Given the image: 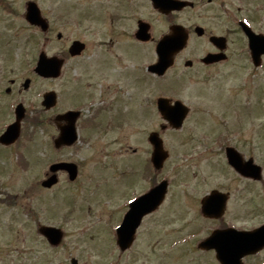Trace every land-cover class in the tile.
<instances>
[{"label":"rangeland","instance_id":"374dc122","mask_svg":"<svg viewBox=\"0 0 264 264\" xmlns=\"http://www.w3.org/2000/svg\"><path fill=\"white\" fill-rule=\"evenodd\" d=\"M27 1L0 0V67L1 70L6 68L2 70L6 74L34 76L32 71L42 40L22 21ZM36 1L43 7L62 4L65 21L67 19L70 23L71 18L78 21L77 26H72V32L67 29L63 31L65 39L80 37L97 43L105 39V24L100 20H92L88 15L90 12L93 16L100 15L103 6H106L105 0ZM72 12L77 16H73ZM49 37L52 40L45 51L49 56L57 55L62 45L56 40L55 33ZM155 60L151 45H144V73L147 65ZM130 64H124L123 68L127 66L130 71ZM74 67L78 70L81 65L74 62L59 79L40 83L47 90H54L62 96L63 106L73 105L71 99L76 104L79 101H86L87 104V97L84 101L79 100L75 92L80 88L79 85L90 83L92 78L87 69L85 77L75 86L71 79ZM164 82L145 73L142 129L135 128L136 122L130 117L125 127L121 128L104 125L93 133L89 127L82 128L83 121L94 115V107L98 111L102 105L100 101L103 97L97 92L93 98L89 96L88 109H82L84 116L77 146L64 151L62 158L50 148L54 136L51 125L38 128L34 134L35 141H28L27 135L31 130L25 128L11 155L8 150L0 148V264H70L72 257L79 264H168V255L171 259L172 255L176 257L178 254L172 253L169 246L172 237H175L173 234L181 233L178 230L183 228V223L196 216L189 197L192 184L187 187L191 175L228 170L222 157L216 153L218 145L209 146L207 142L225 138L224 143L233 145L237 142L242 147L247 146L254 152L256 163L264 170V114L256 119L242 116V113L239 115L238 110H235L237 107L221 92L233 100V96L237 95L234 91L239 89V95L258 103L264 98V67L251 71L240 64L237 69L220 72L212 79L204 78L202 81L196 78L193 82L176 86L174 89L177 93L174 95L189 104L193 114L187 121L189 125L182 131L167 130L161 134L170 156L156 174L149 164L150 146L146 139L156 127L158 118L160 120L154 104L159 94L158 87ZM168 82L171 81H167L166 85ZM33 92L27 94V101H34L36 96ZM204 99L207 104L204 109L213 111V114L199 117V107L203 105ZM263 104L264 99L261 101ZM254 110L256 114L257 109ZM102 120L105 121L104 111L99 121ZM209 120L213 123L209 124ZM261 123L262 127L258 126ZM203 128L208 134L203 132ZM135 148L137 153L133 156ZM17 151H24V158ZM59 158L79 165L78 182L71 186L67 179H63L59 187L42 189V173L50 162ZM25 160L27 168L22 165ZM212 175L217 177L225 174ZM175 176L177 179L171 184L164 203L154 214L143 219L137 230L136 242L127 252L120 253L115 245L113 228L121 222L122 206L126 200L147 191L154 182L173 180ZM202 191L203 188H199L198 192ZM263 197L262 188L257 187L254 191V205L259 211L257 218L264 217ZM40 225L57 226L63 230L65 236L59 248H50L37 233Z\"/></svg>","mask_w":264,"mask_h":264},{"label":"flooded vegetation","instance_id":"af4514ba","mask_svg":"<svg viewBox=\"0 0 264 264\" xmlns=\"http://www.w3.org/2000/svg\"><path fill=\"white\" fill-rule=\"evenodd\" d=\"M105 1L106 6L102 13L91 15L92 20H100L105 24V39L99 43L90 42L80 37L65 39L63 31L67 29L72 32L74 30L72 26H77L78 21H73V18L70 23L67 19L65 21L62 4L58 3L61 6H53L55 5L53 4L47 7H43L41 3L38 5L41 17L47 23L46 31L38 24H32L26 19L25 9L22 13V21L26 27L39 35L42 40L40 51L44 50L45 52L47 49L49 35L53 33L61 35L57 39L62 45L61 51L57 53L63 66L61 77L74 62L81 65L78 70L74 67L71 77L76 86L85 77L88 69L92 78L91 82L79 85L80 88H77L78 91L75 93L79 100L84 101L85 96L87 97V104L86 101H79L77 104L78 106L84 105V108L87 107V109L89 96L93 98L98 92L103 97L99 110L97 111V107H94V115L82 123L89 127L92 133L104 125L109 128L125 127L129 117L135 120V128H143L144 45H151L155 54L159 41L165 36L174 38L175 29L179 26L180 30L186 32L187 35L184 49L175 54L173 65L162 77L148 75L156 80H165L164 84L158 87L159 94L156 98L168 99L169 105L180 101L189 109L187 117L182 123V129L189 125L187 118L192 115L193 108L174 95L177 93L174 89L176 86H183L186 82H193L196 78H201L202 81L204 78L212 79L215 74L223 73V71L231 72L237 69L240 64L245 65L251 71L264 67V47L260 45L264 43V0ZM176 2L187 4L176 8ZM181 16L183 18H180ZM141 28L145 30L146 38L144 39L139 37ZM251 36L254 39L253 43H251ZM76 40L83 42L84 49L79 55L72 57L69 55L68 49L71 43ZM257 42L259 43L257 44ZM155 57L158 58L157 53ZM127 63H131L130 71L127 70V66L125 69L123 68ZM2 70H6V68ZM2 70L0 67V135L7 126L13 123L14 111L18 106L20 109L23 108V111L25 110V117L21 123L22 128H25L33 119L39 128L50 124L55 135H58L59 130L66 123L59 119L54 124L53 120L56 115H61L68 110L62 109V96H58L53 109L45 110L42 106V95L47 92V89L40 83L43 81L46 83L47 79L29 74L24 76L22 74H6ZM27 79L30 82L28 88H25ZM167 81L171 82L166 85ZM30 91L35 93L34 101H27V94ZM234 92L237 95L233 96V104L242 113V116L255 118L256 114L253 113V111L255 112V102L252 100L251 107L247 98L243 97V100H238L239 89ZM261 101L257 103L259 115L264 114V104L261 105ZM103 111L105 121H99ZM83 116L79 111L76 122L78 132ZM262 125L263 123L258 124L260 127ZM156 127L170 128L168 124L160 123L159 118ZM224 141L221 139L217 142L207 143V145L212 146L216 143L218 145L216 153L222 159L226 158L225 149L228 146L233 147L238 152L241 165L244 167H247L245 163L247 160L255 162V154L249 147H242V144L237 142L230 145ZM14 147L15 144L9 146L0 144V148L8 151H12ZM66 150L68 149L61 148L59 151H54V154L62 158L63 152ZM136 153L137 149L135 148L132 154ZM60 158L54 162L64 161ZM213 173L225 175L215 177L212 175ZM251 173L252 169L235 170L230 168L220 172H208L206 175H191L187 187L192 184L189 197L191 196L190 204L191 208L196 211V216L183 223V228L178 230L182 231L181 233L173 234L175 237H172L169 246L172 248V253L178 252L176 257L171 256L175 264H205L206 262L264 264V217H256L259 211L254 205L255 189L262 188L264 193V172L262 171L263 176L260 179L250 176ZM47 174L44 172V175ZM59 177L64 179L65 174L61 172ZM186 177L185 181L187 182ZM176 179L177 176L173 182ZM199 188H203V191L198 192ZM213 192L217 193L210 197L214 194ZM205 199H208V207L211 208L209 215L203 214L201 211V204ZM222 203L223 211L220 210ZM210 237H213L214 240L212 239L213 241L201 248L200 244ZM168 258L167 261L170 262L168 264H171L169 255Z\"/></svg>","mask_w":264,"mask_h":264},{"label":"water","instance_id":"95a60500","mask_svg":"<svg viewBox=\"0 0 264 264\" xmlns=\"http://www.w3.org/2000/svg\"><path fill=\"white\" fill-rule=\"evenodd\" d=\"M39 13L34 4L28 5V13L27 19L35 24H39L45 28V25L39 19ZM142 34V33H141ZM252 39V36H251ZM258 39V38H257ZM185 37H183L182 33L178 30L175 33V37L172 39H164L161 43H159L157 47V53L159 55V62L150 67L152 72L163 73V71L171 64L172 57L175 52L180 50L184 44ZM254 42V39L251 40V43ZM259 42H257L258 44ZM260 45H264L261 43ZM252 47V44H251ZM81 49V45L78 43H74L71 48L72 54H77ZM60 62H58L55 58H45L43 55L40 56L39 61L37 63V67L35 72L44 77H56L59 74L60 70ZM54 102V94L48 93L46 96L45 104L49 107ZM158 109L162 116L165 119H168L169 122L175 127H179L181 120L184 117L185 111L181 108L179 103H176L174 107L168 106L166 100L160 99L157 102ZM17 118L21 116V112L17 111ZM68 125L61 130L60 137L55 141L56 146L61 145H71L76 140V133L74 128L75 122V113H70L67 118ZM13 130L12 133L16 134L17 125L11 128ZM10 130V131H11ZM15 135L8 133L4 136L1 141L10 142L14 139ZM149 142L153 146V154H152V163L155 168L159 169L162 166V162L167 157L166 152L163 150L162 141L158 137L156 133H152L149 136ZM228 161L229 163L237 170L246 169L251 170L250 168L244 167L241 164L240 158L237 154H234L233 150L227 151ZM58 169H65L71 179H74L76 176V168L72 164H57L51 167L52 171H56ZM256 172L259 171V167L256 169ZM55 182V179H50L43 182V186L50 187ZM166 192L165 183H161L156 186L147 194L137 198L130 204V211L126 214L123 223L117 229V244L119 245L121 250H125L131 244L134 236V232L136 227L138 226L141 218L146 213H149L157 208V206L162 202L164 198V194ZM40 232L45 235L47 240L52 245H57L61 239V233L57 229L43 227ZM206 244V243H205ZM207 245V244H206ZM203 246V245H202ZM215 246V245H213ZM73 264H77L75 260L72 261Z\"/></svg>","mask_w":264,"mask_h":264}]
</instances>
